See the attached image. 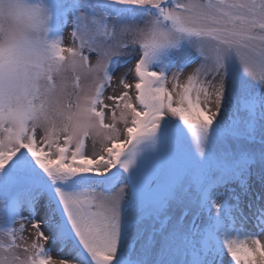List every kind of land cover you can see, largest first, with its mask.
Returning <instances> with one entry per match:
<instances>
[{
	"label": "snow or ice",
	"instance_id": "6c2138e0",
	"mask_svg": "<svg viewBox=\"0 0 264 264\" xmlns=\"http://www.w3.org/2000/svg\"><path fill=\"white\" fill-rule=\"evenodd\" d=\"M22 14L0 43V264H264V0Z\"/></svg>",
	"mask_w": 264,
	"mask_h": 264
},
{
	"label": "clouds",
	"instance_id": "9594fccd",
	"mask_svg": "<svg viewBox=\"0 0 264 264\" xmlns=\"http://www.w3.org/2000/svg\"><path fill=\"white\" fill-rule=\"evenodd\" d=\"M23 4L24 0H0V43L26 32Z\"/></svg>",
	"mask_w": 264,
	"mask_h": 264
},
{
	"label": "rangeland",
	"instance_id": "374dc122",
	"mask_svg": "<svg viewBox=\"0 0 264 264\" xmlns=\"http://www.w3.org/2000/svg\"><path fill=\"white\" fill-rule=\"evenodd\" d=\"M63 44L64 46H71L72 44V36H71V31L70 29H66L63 33ZM94 53L92 54V56L94 57ZM191 71V69H187L184 74L180 77L181 81H183L185 79V77L188 75V73ZM69 84H70V87L71 86H74V84L76 83L75 81V78L74 76L69 73ZM81 83L83 84L84 81L82 80ZM169 87H171V85H169ZM120 127L122 128L123 125H120ZM88 146H89V149L91 150V141L88 142ZM30 235V231L29 232H26L25 233V237L28 238ZM55 255V253H53Z\"/></svg>",
	"mask_w": 264,
	"mask_h": 264
}]
</instances>
